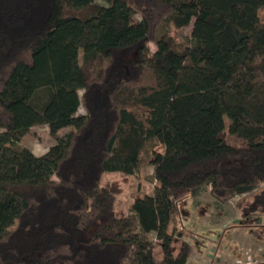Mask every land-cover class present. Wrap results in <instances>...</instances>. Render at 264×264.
I'll return each instance as SVG.
<instances>
[{"label": "trees", "instance_id": "obj_1", "mask_svg": "<svg viewBox=\"0 0 264 264\" xmlns=\"http://www.w3.org/2000/svg\"><path fill=\"white\" fill-rule=\"evenodd\" d=\"M103 2L0 0V264H187L181 202L210 187L264 210V0ZM37 125L42 155L22 144ZM156 141L159 187L118 217L102 178Z\"/></svg>", "mask_w": 264, "mask_h": 264}, {"label": "rangeland", "instance_id": "obj_2", "mask_svg": "<svg viewBox=\"0 0 264 264\" xmlns=\"http://www.w3.org/2000/svg\"><path fill=\"white\" fill-rule=\"evenodd\" d=\"M105 4L103 0H96ZM260 18L264 21V9L260 11ZM137 22L140 17L135 16ZM191 26L182 29H171L179 42L188 44L191 37ZM89 31L83 28L80 38V58L82 47ZM152 54L156 51V44L150 43ZM85 111L79 108L78 114ZM226 130L228 134L231 121L226 117ZM73 127L61 129L59 136H66L73 132ZM56 143L50 135L46 125L32 127L23 137L22 144L35 155H42ZM150 144L142 154L139 168L133 175L121 172L105 173L102 187H109L115 195V213L118 217L129 214L134 199L141 195H152L159 183L153 176V166L149 164L148 157L153 150L162 152V146L156 141ZM249 194L237 195L224 203H218L210 193V187L201 191L196 197L188 198L179 205V223L187 234L185 239L194 248L193 255L188 264H264V210L243 216L238 203ZM178 228L170 223L167 233L177 235ZM154 241V256L160 260L163 252L159 241L152 235Z\"/></svg>", "mask_w": 264, "mask_h": 264}, {"label": "crops", "instance_id": "obj_3", "mask_svg": "<svg viewBox=\"0 0 264 264\" xmlns=\"http://www.w3.org/2000/svg\"><path fill=\"white\" fill-rule=\"evenodd\" d=\"M189 262V261H188ZM188 264V263H187Z\"/></svg>", "mask_w": 264, "mask_h": 264}]
</instances>
